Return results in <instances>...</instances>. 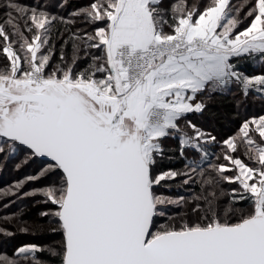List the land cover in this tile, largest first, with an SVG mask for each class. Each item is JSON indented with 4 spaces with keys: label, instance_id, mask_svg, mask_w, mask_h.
Here are the masks:
<instances>
[{
    "label": "snow or ice",
    "instance_id": "obj_1",
    "mask_svg": "<svg viewBox=\"0 0 264 264\" xmlns=\"http://www.w3.org/2000/svg\"><path fill=\"white\" fill-rule=\"evenodd\" d=\"M47 7L3 0L0 51L10 67L0 69V154L20 150L24 163L42 164L5 194L57 177L24 196L43 194L52 210L39 219L61 240L22 245L16 259L0 264H264V141L256 144L258 155H250L253 131L264 137V115L245 120L237 133L257 167L232 154L235 137L223 141L231 149L224 160L239 170L235 177L220 157L208 159L206 145L215 137L190 120L180 127L186 114L206 110L198 99L205 93L223 95L236 85L245 99L264 97V72L249 75L233 62L243 55L264 62V0L243 6L250 24L242 32L240 9L229 0H212L203 11L188 9L184 0L171 9L163 0H94L69 20ZM80 17L94 31L70 34L64 44L71 43V60L62 46L60 63L48 71L54 33L63 38ZM168 137L178 140L173 151L184 161L182 170H158ZM177 179L186 187L197 184L199 193L157 194V187ZM233 180L241 188L224 201L217 189ZM170 205L178 209L172 215Z\"/></svg>",
    "mask_w": 264,
    "mask_h": 264
},
{
    "label": "trees",
    "instance_id": "obj_2",
    "mask_svg": "<svg viewBox=\"0 0 264 264\" xmlns=\"http://www.w3.org/2000/svg\"><path fill=\"white\" fill-rule=\"evenodd\" d=\"M17 2L25 7L47 5V11L51 12L53 15L63 17L65 20H69L72 18V13L87 8L94 0H17ZM178 3H180V0H163V7L171 9L173 4ZM184 3L188 9H191L192 6L195 5L203 11L204 8L212 3V0H184ZM229 3L233 8L240 9V19L243 21L240 27L241 31L250 24V20L246 18L247 9L243 7L249 3V0H229ZM2 4L3 0H0V23H3L4 19ZM58 27H60L62 32L64 31L62 25H58ZM78 29L87 32L94 31L92 26L84 23L83 18L80 17L76 19L75 26L71 28V33L65 32L63 38L54 33L56 36L54 41L55 49L51 59V67L48 71H51L52 68L60 63V49L62 46L65 49L66 59L69 61L71 60V43L65 45L64 41L68 39L70 34L76 33ZM25 35L30 38L29 33L25 32ZM5 43V41L0 39V48H2ZM91 54L100 55V53L95 50H93ZM80 55L81 61L79 66L83 68L85 66L83 60L84 53L81 52ZM233 62L238 64L240 71L249 75L264 72V62L252 56L243 55L240 59L234 60ZM6 65H9L6 54L0 51V69H3ZM198 99L203 100L207 104L206 110L203 114H186L185 119L180 121V127L184 128L186 122L190 120L202 132L215 137L216 143H208L206 145V151L209 153L208 159L216 162V158L220 157L218 162L220 164H226L227 166L228 170L226 174L229 176L236 175L238 173L237 170L233 168L230 169V167L233 166L232 162L226 161L223 158L224 150L227 149V145L223 144V141L230 137H235L238 150L232 154L238 156L243 161H248L250 165L254 164L258 166L245 155V149L243 145L239 143L240 137L237 133H239L245 120L251 121L253 117L264 115V97L258 93H252L245 99L241 89L236 85H232L223 95L217 94L210 96L208 93H205L199 96ZM237 102H239V104ZM250 128L255 130V124H250ZM256 132L257 131H253L252 136L255 135ZM255 138L260 139L259 141H264V138L259 136V132ZM177 143L178 140L174 137H168L162 140L165 151L162 158L158 157V170L163 171L168 168L183 169L184 161L181 159L178 152L173 151ZM253 150L254 148L251 146L250 155L255 157L256 154ZM227 151L231 153V149H227ZM186 155L189 158L195 156V158L199 159V154L192 151H188ZM24 160L25 154L20 150H17L15 155L11 153L7 155L0 154V259L4 257L16 259L17 249L22 245L37 244L43 247L58 244L61 240L59 234H55L51 231L48 220L39 219V214L41 212L47 211V209L52 210L51 205L45 204V197L43 194L37 191L29 196H21L24 193H28V191L33 193L35 189L51 186L52 182L57 180L56 176H49L36 181L26 182L17 195H12L11 193L5 194V190L16 184L17 181L24 180L27 176H36L39 169L42 167L40 159L30 160L27 163H24ZM17 165L20 166L17 167ZM233 188L240 190L241 187L235 180L224 181L219 186V189H217V195H220L222 191L223 196L221 199L228 201L231 195H234L232 194ZM12 191H15V189ZM156 192L157 194L175 198L178 195L187 196L189 194H198L199 188L197 184H191L188 187L183 186L181 180L177 179L174 182L169 181L167 184L157 187ZM239 206H244L243 202H241ZM176 211H178L177 207L175 205H170L168 215H172ZM164 222L163 218L156 219L157 224ZM34 223L43 225V230L34 231L31 227ZM26 226L29 230L27 232L21 231V229ZM52 227H54V225ZM5 231L10 233V235H5ZM37 258L45 260L47 257L46 255L37 253Z\"/></svg>",
    "mask_w": 264,
    "mask_h": 264
},
{
    "label": "rangeland",
    "instance_id": "obj_3",
    "mask_svg": "<svg viewBox=\"0 0 264 264\" xmlns=\"http://www.w3.org/2000/svg\"><path fill=\"white\" fill-rule=\"evenodd\" d=\"M243 30H244V29H243ZM243 30H241V32H242ZM38 55H39V53H38ZM8 66L10 67V62H9V65H8ZM255 127H256V125H255ZM255 129H256V128H255ZM257 134H258V131L255 133V135H253V139H254V141H255L256 143H254V144L252 145V147L254 148L253 151H254L255 154H256L255 156L258 155V153H257V151H256V144L260 142V141H259L260 139H256V138H255ZM263 138H264V137H263ZM242 162H243L244 164L248 165L249 167H257V166L254 165V164H251V165H250V164L248 163V161L246 162V161H243V160H242ZM231 168H233V166L230 167V169H231ZM236 170H237V172H238L236 175H238V174H239V170H238V169H236ZM236 175H234V176H232V177H235ZM27 177H28V176H27ZM25 178H26V177H25ZM237 182H238V181H237ZM251 182H252V181H249V183H251ZM238 183H239V182H238ZM239 185H240V184H239ZM240 187H241V186H240ZM35 190H36V189H35ZM13 192H14V191H13ZM21 193H22V192H21ZM28 193H31V191H28ZM21 196H24V194H22ZM21 196H19V197H21ZM47 211H51V209H50V210L47 209ZM44 212H46V211H44Z\"/></svg>",
    "mask_w": 264,
    "mask_h": 264
}]
</instances>
